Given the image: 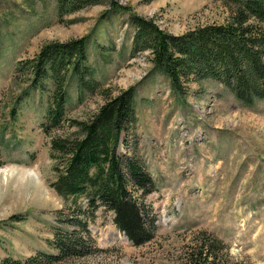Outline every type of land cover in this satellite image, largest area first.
I'll list each match as a JSON object with an SVG mask.
<instances>
[{
	"label": "rangeland",
	"instance_id": "374dc122",
	"mask_svg": "<svg viewBox=\"0 0 264 264\" xmlns=\"http://www.w3.org/2000/svg\"><path fill=\"white\" fill-rule=\"evenodd\" d=\"M58 1L0 0V263L48 264L39 255L56 254L57 228H72L73 202L51 187L57 173L41 129L55 92L52 73L33 85L18 63L45 44L87 38L89 77L70 67L67 118L87 120L105 98L135 87L137 124L120 151L140 157L155 180L156 190L137 199L156 233L134 246L102 208L89 227L99 252L57 264H186L209 237L226 248L229 264H264V100L244 107L213 80L175 92L149 52H134L131 24L137 15L183 35L227 23L245 0H100L63 15ZM93 80L99 85L91 93ZM72 131L65 126L53 136ZM225 260L220 253L219 264Z\"/></svg>",
	"mask_w": 264,
	"mask_h": 264
},
{
	"label": "trees",
	"instance_id": "16d2710c",
	"mask_svg": "<svg viewBox=\"0 0 264 264\" xmlns=\"http://www.w3.org/2000/svg\"><path fill=\"white\" fill-rule=\"evenodd\" d=\"M99 1L58 2L63 15ZM131 24L135 28L134 52H149L150 61L170 78L175 92L186 95L191 81L213 80L223 84L244 107L264 100V0L241 1L227 23L199 26L183 35L167 33L153 20L137 15L132 16ZM87 62V38H82L45 44L34 59L19 62L17 68L18 73L26 71L32 75L33 85L47 79L51 72L55 86L41 129L51 140L57 173L51 187L73 203L66 220L71 230L58 227L54 235L56 254L39 255L48 264L83 259L99 252L89 227L102 208L114 214L115 225L134 246L150 243L156 233L147 206L137 199H145L156 190L155 180L140 157L120 151L122 145L128 147L125 137L137 124L135 87L105 98V103L87 120L67 118V73L76 66L82 80H86L90 71ZM92 82L91 93L99 85ZM65 126L73 129L68 136H53L54 131ZM220 253L226 258L225 264H229L226 248L209 237L202 240L186 264H219ZM34 260L29 258L26 262Z\"/></svg>",
	"mask_w": 264,
	"mask_h": 264
}]
</instances>
